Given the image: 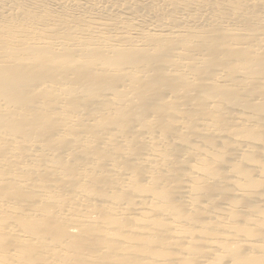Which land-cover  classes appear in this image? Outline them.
<instances>
[{
	"label": "bare ground",
	"instance_id": "obj_1",
	"mask_svg": "<svg viewBox=\"0 0 264 264\" xmlns=\"http://www.w3.org/2000/svg\"><path fill=\"white\" fill-rule=\"evenodd\" d=\"M0 264H264V0H0Z\"/></svg>",
	"mask_w": 264,
	"mask_h": 264
}]
</instances>
